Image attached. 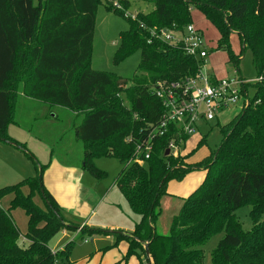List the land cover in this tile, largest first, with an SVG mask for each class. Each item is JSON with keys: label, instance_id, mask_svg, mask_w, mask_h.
<instances>
[{"label": "trees", "instance_id": "16d2710c", "mask_svg": "<svg viewBox=\"0 0 264 264\" xmlns=\"http://www.w3.org/2000/svg\"><path fill=\"white\" fill-rule=\"evenodd\" d=\"M153 6L151 16L139 14L129 20L127 31L119 34L115 64L140 52L137 73L130 86L120 77L91 69L96 12L100 0H0V141L12 121L8 90L17 65L29 68L26 79L18 72L14 90L22 86L23 96L83 114L75 138L84 144L83 171L99 180L104 173L91 165L94 158L112 155L125 169L115 185L139 222L130 234L113 232L115 242L125 241L130 256L145 255L151 264H204L202 247L222 235L210 253V264H264V0H142ZM122 4L126 6L127 0ZM122 17V13L106 6ZM196 10L218 32V49L226 52L228 63L237 67L238 56L229 48V37L237 35L240 55L249 52L257 72L251 104L222 128L219 148L205 160L186 162L204 143V137L188 157L165 156L170 140L180 141L183 151L191 137L176 125L153 141V150L143 165H128L133 158L139 133H146L161 117L162 106L152 94L157 82H173L193 76L200 62L185 56L175 46L153 39L149 30L183 29ZM194 25V24H192ZM22 72V71H20ZM19 84H22L19 86ZM243 87L246 92L247 87ZM19 86V87H18ZM129 100L123 111L119 95ZM132 136L134 142L126 144ZM138 139V140H140ZM36 176L0 190L13 198L7 210L0 208V264H55L67 259L70 251L53 253L48 242L60 231L70 230L53 196ZM199 171L202 183L187 198L168 193V183L181 182ZM26 188L27 194L22 190ZM39 195L45 209L33 201ZM165 198L181 202L166 234L156 230ZM250 207V231L244 232L235 211ZM20 209L27 218L21 235L10 212ZM110 232H104V234ZM27 246H20L19 242ZM71 248V247H70ZM123 262V261H122ZM147 263L149 261L147 259Z\"/></svg>", "mask_w": 264, "mask_h": 264}, {"label": "rangeland", "instance_id": "374dc122", "mask_svg": "<svg viewBox=\"0 0 264 264\" xmlns=\"http://www.w3.org/2000/svg\"><path fill=\"white\" fill-rule=\"evenodd\" d=\"M122 2L123 0H100L96 12L90 67L93 71L114 74L127 81L130 86L132 78L137 73L140 52L136 51L127 59L115 64L113 55L119 48V34L128 30L129 20L133 21L137 15L142 13L151 16L153 6L142 0H127L126 6ZM106 6L121 12L123 16L119 17L107 11ZM190 18L191 23L204 35L208 51L202 70L219 71V76L222 74L220 77L237 75L244 81L251 82L246 93L250 100L253 99L254 81L258 76L252 65L251 54L245 52L240 55L241 46L237 35L232 34L229 37V48L239 58V63L235 67L228 63L227 53L218 49L217 30L196 10H192ZM18 72L26 79L29 68L17 65L8 85L12 96V121L8 126L7 135L11 141H0V190L35 177V166L39 165L43 168L39 176L48 192L57 196L62 203H69L71 206L76 199L77 205L72 208L73 213L69 214L63 210L61 212L66 225L71 226V229L60 230L48 242L53 253L62 252L65 248L66 251H70L67 259L57 260L55 264H147V259L151 264L150 258L140 252L139 256L133 255L123 262L120 261L126 250L124 241H119L118 247L113 249L111 240L114 235L104 234V232L130 234L139 222V217L131 213L115 185L116 179L126 165L109 155L94 158L91 163L104 173V177L97 180L84 172L82 167L84 144L75 138V128L81 123L83 114L23 97L20 86L22 84H19V90L12 88ZM119 100L123 111H129V100L123 94L119 95ZM236 116L234 110H229L218 117V122H199L196 134L189 139L187 150L189 152L194 150L203 137L204 143L192 155L189 153L184 156L186 158L191 155L186 162L195 165L215 152L224 137L222 128L230 124ZM201 183V172L193 171L181 182H169L167 190L170 195L187 198ZM77 184L86 190L85 198L80 194ZM22 192L27 194L28 190L24 188ZM12 198V194L4 195L0 199V208L7 210ZM33 201L39 208L45 209L39 195L35 194ZM180 206L181 202L176 199L162 200V214L156 227L159 234L167 233L171 218ZM249 210L248 205H242L235 211L244 232L252 228ZM9 215L20 234L24 235L27 231L25 213L16 209ZM82 223L84 227H80ZM221 238V234L217 235L202 247L204 264H210V253ZM19 245L27 246L22 239ZM114 258L116 260H113Z\"/></svg>", "mask_w": 264, "mask_h": 264}, {"label": "built area", "instance_id": "2783aa9c", "mask_svg": "<svg viewBox=\"0 0 264 264\" xmlns=\"http://www.w3.org/2000/svg\"><path fill=\"white\" fill-rule=\"evenodd\" d=\"M149 33L153 39L177 47L185 56L200 62V65L193 76L173 82H157L152 87L153 96L162 106L161 117L148 132L139 133L143 138L137 139L135 153L128 165H143L153 150V141L164 137L171 124L176 125L182 134L191 137L196 134L199 122H213L229 110L239 114L251 104L247 93L242 90L251 82L244 81L237 75L220 79L202 70L208 51L204 35L194 25L189 24L183 29H152ZM260 80L256 79L254 82ZM133 142L134 138L130 136L125 143ZM166 150L174 158L183 155L180 141L176 143L170 140Z\"/></svg>", "mask_w": 264, "mask_h": 264}, {"label": "crops", "instance_id": "0c3cea01", "mask_svg": "<svg viewBox=\"0 0 264 264\" xmlns=\"http://www.w3.org/2000/svg\"><path fill=\"white\" fill-rule=\"evenodd\" d=\"M206 72L208 73H210V74H213V75H215L216 77H218V78H225V76H223V77H220L219 76V71H213V70H211L210 69V71L209 70H207L206 69ZM24 97V96H23ZM213 122H218V119L217 120H215V121H213ZM189 142V141H188ZM188 142L186 143V148H185V150L183 151V155H185L186 153H188L189 151L187 150L188 148H187V145H188ZM189 147V146H188ZM77 187H78V190H79V192H80V194L82 195V197H84L85 198V196H84V194H85V189L84 188H82V186L81 185H79V184H77ZM52 196H53V198L56 200V202L58 203V205H59V207L63 210V211H66L67 213H69L70 214V212H72L73 213V210H72V208H75L76 207V205H77V203H76V199L74 200V202H73V206H71L69 203L68 204H64V203H62L61 201H59L58 200V198H57V196H55L53 193H51V192H49ZM78 202V201H77ZM80 227H84V224L82 223V225L80 226ZM110 234H112V233H110ZM112 235H114V234H112ZM115 236V235H114ZM114 236H113V239H114V241H113V239L111 240V242H112V244H114V242H115V238H114ZM119 243V242H118ZM124 243H125V248H126V250H125V253H124V255L123 256H121V258H120V261H123L122 260V258L125 256V254H126V252H127V248H128V245H127V243L124 241ZM112 246V245H111ZM110 247V246H109ZM118 247V244L116 245V246H114V247H112L113 249H116ZM113 260H116V258H114ZM148 264V263H147Z\"/></svg>", "mask_w": 264, "mask_h": 264}, {"label": "water", "instance_id": "95a60500", "mask_svg": "<svg viewBox=\"0 0 264 264\" xmlns=\"http://www.w3.org/2000/svg\"><path fill=\"white\" fill-rule=\"evenodd\" d=\"M165 156H168L169 155V151L166 150L165 153H164ZM144 249H145V253H146V257L149 258V255H148V248L147 246H144ZM150 264V263H149Z\"/></svg>", "mask_w": 264, "mask_h": 264}]
</instances>
